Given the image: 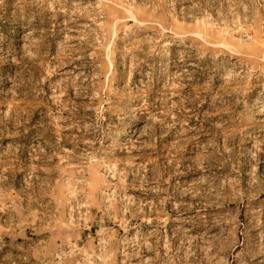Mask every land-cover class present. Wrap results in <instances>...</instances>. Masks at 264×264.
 Returning <instances> with one entry per match:
<instances>
[{
	"label": "rangeland",
	"instance_id": "1",
	"mask_svg": "<svg viewBox=\"0 0 264 264\" xmlns=\"http://www.w3.org/2000/svg\"><path fill=\"white\" fill-rule=\"evenodd\" d=\"M0 264H264V0H0Z\"/></svg>",
	"mask_w": 264,
	"mask_h": 264
}]
</instances>
